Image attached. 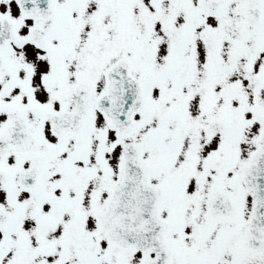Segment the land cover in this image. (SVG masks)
<instances>
[{
	"label": "snow or ice",
	"instance_id": "1",
	"mask_svg": "<svg viewBox=\"0 0 264 264\" xmlns=\"http://www.w3.org/2000/svg\"><path fill=\"white\" fill-rule=\"evenodd\" d=\"M0 6V264H264V0Z\"/></svg>",
	"mask_w": 264,
	"mask_h": 264
},
{
	"label": "flooded vegetation",
	"instance_id": "2",
	"mask_svg": "<svg viewBox=\"0 0 264 264\" xmlns=\"http://www.w3.org/2000/svg\"><path fill=\"white\" fill-rule=\"evenodd\" d=\"M3 10V7L2 6H0V11H2ZM13 13L15 14V5L13 4Z\"/></svg>",
	"mask_w": 264,
	"mask_h": 264
}]
</instances>
